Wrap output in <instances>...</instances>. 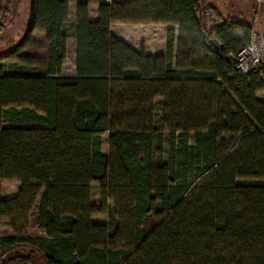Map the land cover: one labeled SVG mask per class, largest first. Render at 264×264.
<instances>
[{"label": "trees", "instance_id": "1", "mask_svg": "<svg viewBox=\"0 0 264 264\" xmlns=\"http://www.w3.org/2000/svg\"><path fill=\"white\" fill-rule=\"evenodd\" d=\"M222 18L212 0H37L0 56V264H264V70L237 71L254 27ZM117 23L165 26L166 53Z\"/></svg>", "mask_w": 264, "mask_h": 264}, {"label": "rangeland", "instance_id": "2", "mask_svg": "<svg viewBox=\"0 0 264 264\" xmlns=\"http://www.w3.org/2000/svg\"><path fill=\"white\" fill-rule=\"evenodd\" d=\"M7 11L0 14V21L5 25V31L0 40V56L12 50L20 42V39L26 28L29 17L30 0H4ZM106 3H112L119 0H102ZM213 6L219 10L223 21H231L239 24L253 25L254 31L259 34L261 43L264 47V0H212ZM95 16L92 13V16ZM236 32L238 29L235 28ZM113 35L119 40L125 42L135 50L144 52L146 55L155 56L166 53L167 46V28L162 25L144 24H114L112 27ZM238 36H242L239 34ZM41 41V35L34 36ZM246 40L249 36L246 35ZM179 33L176 34L175 55L178 51ZM75 41L70 40L68 46V58L63 67V74L74 76L76 74L75 66ZM103 150L109 153L108 136L104 137ZM98 193L97 189L93 190ZM19 193L17 183H5L3 185L2 196L5 200H13ZM97 199V196L95 200ZM97 201V200H96ZM107 216H100L94 219L95 223L106 224ZM3 235H10L11 228L9 224L3 223Z\"/></svg>", "mask_w": 264, "mask_h": 264}, {"label": "built area", "instance_id": "3", "mask_svg": "<svg viewBox=\"0 0 264 264\" xmlns=\"http://www.w3.org/2000/svg\"><path fill=\"white\" fill-rule=\"evenodd\" d=\"M234 63L237 71L248 77L256 71L264 70V47L259 34L253 31L249 43L244 46L235 56Z\"/></svg>", "mask_w": 264, "mask_h": 264}, {"label": "water", "instance_id": "4", "mask_svg": "<svg viewBox=\"0 0 264 264\" xmlns=\"http://www.w3.org/2000/svg\"><path fill=\"white\" fill-rule=\"evenodd\" d=\"M36 3H37V0H30L29 17H28V21H27V24H26V28L24 30V33H23L21 39H20L19 44L16 46L15 49L21 47L24 44V42L28 38L29 34L33 30L34 19H35V14H36ZM211 45L213 46V48L216 51H221L223 49L222 45L219 43L218 40H212L211 41Z\"/></svg>", "mask_w": 264, "mask_h": 264}, {"label": "crops", "instance_id": "5", "mask_svg": "<svg viewBox=\"0 0 264 264\" xmlns=\"http://www.w3.org/2000/svg\"><path fill=\"white\" fill-rule=\"evenodd\" d=\"M81 1H86V0H81ZM92 13H94L95 16L94 15L92 16ZM75 15H76V5L73 4V5L70 6V17H71L72 20H74ZM90 18L93 21L98 18V7L97 6H91L90 7ZM243 25H245V24H243ZM249 26H253V25H249ZM263 96H264V94H263Z\"/></svg>", "mask_w": 264, "mask_h": 264}]
</instances>
